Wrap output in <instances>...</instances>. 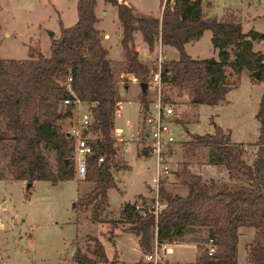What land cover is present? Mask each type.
I'll return each instance as SVG.
<instances>
[{"label": "trees", "instance_id": "16d2710c", "mask_svg": "<svg viewBox=\"0 0 264 264\" xmlns=\"http://www.w3.org/2000/svg\"><path fill=\"white\" fill-rule=\"evenodd\" d=\"M103 2L116 8L121 27L122 71L132 75L138 85L148 86L152 65L148 63L150 56L145 57L148 61L138 58L134 45L136 31L148 53L157 37L160 45H170L177 51V58L162 59L160 81L164 90L167 87L169 92L185 94L190 104L214 106L235 88L236 83L225 77V66L236 77L242 69H248L251 81H255L252 71L258 69V79H264L263 55L255 52L251 43L254 39H264L263 32L254 29L243 32L240 23L228 17L204 18L198 5L183 12L180 0H175L171 7L165 6L160 17L135 15L123 0ZM95 4L96 0L76 1L75 22L60 25L58 34L49 36L48 56L38 46L28 45L23 60L0 59V156L7 159L8 179L27 184L37 180L55 184L73 179L70 159L73 141L59 124L71 116L74 108L72 104H62L64 99L73 100L65 87L69 77V88L86 105L90 120L87 142L91 152L86 155L85 172L80 179L92 187L78 203L82 209L90 207L93 222L105 208L106 190L115 186L110 170L117 167L113 116L121 101L107 48L102 45L100 30L94 25ZM203 29L210 30V42L217 49L216 58H194L184 50V43L197 38ZM146 87L137 96L140 112L149 103ZM254 118L258 124L253 143L256 149L249 163L242 158L241 149L230 142L229 132L218 125H212V133L189 135L194 148L208 146V159L223 164L230 175L246 184L206 182L183 167L176 175L186 187L185 195L168 192L159 181L157 197L163 208L154 215L146 204L152 200L138 195L119 206L118 219L112 225L121 224V232L134 235L142 253L151 250L154 238L157 242H173L195 229L205 228L215 249L211 254L204 249L194 264H236L238 228L251 226L254 233L246 246V263L264 264V91ZM44 151L53 152L54 170ZM99 157L102 160L98 163ZM2 179L4 175L0 171ZM91 240L92 244L83 252H73L75 264H117L115 254L108 261L100 242Z\"/></svg>", "mask_w": 264, "mask_h": 264}, {"label": "rangeland", "instance_id": "374dc122", "mask_svg": "<svg viewBox=\"0 0 264 264\" xmlns=\"http://www.w3.org/2000/svg\"><path fill=\"white\" fill-rule=\"evenodd\" d=\"M76 1L0 0V59L23 60L26 58L28 45L38 46L40 52L48 56L49 36H56L60 25L69 26L75 22ZM127 2L135 15H158L157 0ZM224 7L238 11L243 29L253 27L264 32V0H208L201 12L204 18L217 19L223 14ZM94 12L99 17L96 26L109 33L110 38L106 42L111 44L109 55L113 60L110 62L117 94L122 100L120 114L114 118L115 125L120 128L128 126L131 133H135V154L133 149L129 152L122 148L118 150L114 159L117 167L110 169L115 177L116 187L106 190L107 212H99L95 222L91 220L90 207L82 209L79 206L78 199L87 194V184H83L78 176L74 175L71 180L55 184L43 180L27 184L8 179L7 159L1 155L0 171L7 181L0 180V200L4 203L0 208V264H75L73 252H83L87 245L92 244L91 238L100 242L108 261L117 252L120 264H144L142 254L136 251L132 236H117L122 233V225H112V221L118 219L119 206L123 202H131L136 195L146 191L147 198L152 195L153 188L145 184H153L154 158L149 154L142 155L145 140L142 138L140 117L137 114V96L142 88L136 80H131L123 73L122 60H116L122 53L117 40L120 27L117 26L115 6L96 0ZM49 31L52 32L49 34ZM137 43H141L139 36ZM183 46L186 53L194 58L217 57V49L210 42L209 29H203L197 38L188 40ZM158 47L163 59L177 58L178 55L172 46H158L156 40L150 53L145 50L151 55L149 61L143 59L152 65V70ZM254 47V51L263 55L264 60V46L255 41ZM224 73L226 79L235 82L236 86L225 94L223 101L214 106L190 104L182 99L181 92H169L167 87L164 90L167 99L160 96L165 102L175 101L174 110L179 114L174 123L177 141L167 149L163 158L168 172L159 179L163 188L170 193L183 194L185 191L176 175L183 167L200 175L206 182L246 184L244 180L230 175L223 164L211 162L208 159V146L194 148L189 136L193 133H212V125H218L223 131L229 132L230 142L241 149L245 162L249 163L253 158L256 149L253 143L258 126L254 115L264 91V79L251 81L246 68L237 77L228 66H225ZM145 92L150 101L154 97L151 85L146 87ZM85 110L84 103L77 104L71 116L60 121V129L67 130ZM44 154L54 170L53 152L44 151ZM207 233V229H195L191 232V238L198 241L195 243L197 251L191 245L176 243L171 245L172 253L166 257L182 264H194L197 255L207 247ZM253 233L251 226L238 228L236 264H247L246 246L251 242ZM162 260L164 264H169L163 257Z\"/></svg>", "mask_w": 264, "mask_h": 264}, {"label": "built area", "instance_id": "2783aa9c", "mask_svg": "<svg viewBox=\"0 0 264 264\" xmlns=\"http://www.w3.org/2000/svg\"><path fill=\"white\" fill-rule=\"evenodd\" d=\"M157 2L159 7L158 16L160 17L162 9L165 6H173L175 0H157ZM180 2L182 5V11L186 12L196 5L202 8L207 4L208 0H180ZM157 40L159 46V37H157ZM162 59L163 56L158 47L157 54L154 57L155 67L153 70H150L147 82L149 87L151 85V90L153 91L154 97H152V99L149 101L147 109L144 112H140V110H138V115L140 117V130L142 133V138L145 140V149L143 150L145 152L144 155L149 154L154 158L152 178L153 184L151 186L153 190L152 195L150 196V199L152 201L150 204L148 202L146 203L149 211L154 215L159 209L164 207V204L158 200L157 186L159 179L168 172L163 158L167 149H169V147L177 141L174 123L179 117V114H177L174 110V106L176 104L175 101L165 102L162 97H160L161 95H163L166 98L164 92V84H162L160 81V64ZM69 81L70 78L67 77L65 81V87L68 93L73 96V100L70 101L69 99H64L62 101V104H72L75 108L76 105L80 102L74 97V94L70 90L68 84ZM181 97L182 99L187 100L185 94L182 93ZM89 124V114L87 110H85L84 112L79 114L76 122H74L71 126H69L67 130L64 131L67 137L73 141V148L70 152V159L73 163L74 175L78 176L79 178H82L84 175L86 160L85 158L86 155L91 152V147L87 142L89 138L87 127ZM101 160L102 157H99L97 159V162L99 163ZM135 208H137V206ZM172 243H174V241L157 242L154 238L152 240L151 250L147 253H141L143 263L164 264L162 257L165 253H169L171 251L170 245ZM214 249L215 246L209 239L206 247L207 254H211Z\"/></svg>", "mask_w": 264, "mask_h": 264}, {"label": "crops", "instance_id": "0c3cea01", "mask_svg": "<svg viewBox=\"0 0 264 264\" xmlns=\"http://www.w3.org/2000/svg\"><path fill=\"white\" fill-rule=\"evenodd\" d=\"M128 0H124V3H127L128 4V2H127ZM224 9V11H223V14H221L220 16H219V18L220 19H223V17L225 16V17H228V18H232V19H234L235 21H238L239 23H240V25H241V30L243 31V32H246L247 30H249V29H254L253 27H249V28H247V29H243V26H242V20H241V16H240V14L238 13V11H235L234 9H232L231 7H224L223 8ZM226 10H228V11H226ZM97 17V21L99 20V17L98 16H96ZM219 18H217V20H220ZM97 21L95 22V26L97 25L96 23H97ZM119 24V23H118ZM118 27H120V25H117ZM99 30H100V33H101V43H102V45L104 46V47H106L107 48V57L110 59V60H113L112 58H110V55H109V47H111V44H109V43H107L106 42V40L107 39H109L110 37H109V33L108 32H106V31H104L102 28H100V27H98V26H96ZM254 30H256V29H254ZM257 31H259V30H257ZM260 32H262V31H260ZM118 33V41H119V39H120V33H121V27H120V29H119V31L117 32ZM264 33V32H263ZM138 36L140 37V33L138 32V31H136L135 33H134V45H135V48H136V50H137V52H138V58L140 59V60H143L146 56L148 57V56H151L150 54H147L146 52H145V50H146V47H145V44L143 43V45H142V40H141V43H140V45H138V43H137V39H138ZM140 39H141V37H140ZM255 41H258V42H260L261 44H262V46H264V39H254V40H252L251 41V43H252V49L253 50H255V47H254V42ZM119 43V42H118ZM120 45V44H119ZM141 48V49H140ZM123 59V56H121L119 59H116V60H119V61H121ZM264 61V60H263ZM126 76H128L131 80H135V78L132 76V75H130V74H127V73H124ZM133 83V82H132ZM131 82H129V84H132ZM122 101V100H121ZM121 101L118 103V107H117V109H116V111H115V113H114V116H113V138H114V140H115V145H116V147H117V152H116V154L118 153V150H120L121 148L125 151V152H129L130 150H132L133 149V151H134V154H135V142H136V138H135V133L133 134V133H131V131L128 129L129 127L128 126H125V128H120V127H118V126H116L115 125V121H114V118L117 116V115H119L120 114V111H119V107H120V104H121ZM137 110H139V106H138V109ZM137 114H138V112H137ZM59 124H60V122H59ZM128 131V132H127ZM143 152L144 151H142V155H144L143 154ZM127 153H125V155H126ZM114 176V175H113ZM79 180L81 181V179L79 178ZM2 181H7V180H4V179H2ZM21 182H23V181H21ZM82 183L83 184H87V193L90 191V189H91V187H92V184H90V183H88V182H83L82 181ZM114 183H115V185H116V182H115V177H114ZM152 186V184H145V186H147V187H150V186ZM114 187H116V186H114ZM166 189V188H165ZM184 189H185V191H183V194H181V193H179L178 195H185V193H186V187L184 186ZM167 190V189H166ZM168 191V190H167ZM176 194V193H175ZM138 195H141V196H143L146 200L147 199H149V198H147L148 197V195H147V191L144 193V194H138ZM138 195H136V196H138ZM3 205H4V203H3V201L2 200H0V208H2L3 207ZM103 211L104 212H107V209H106V205H105V208L103 209ZM0 228H1V223H0ZM199 229V228H198ZM200 229H205V228H200ZM203 231V230H202ZM120 235H128V236H132V238H133V241L135 242V247H136V251H137V253L138 254H140L141 255V251H140V248H139V246H138V244H137V238L134 236V235H132V234H130V233H125V232H122V233H120L119 235L117 234V236H120ZM117 236H115L114 235V237H117ZM192 237V235H191V233H189V234H187L183 239H181V240H176V241H174V243H172L171 245H173V244H185V245H191V246H193V247H195V249H196V251H197V248H196V246H195V243H196V239H193V238H191ZM198 242V241H197ZM171 245H170V249H171ZM172 253V249H171V251L169 252V253H165L164 255H163V258L165 259V261H167L169 264H182V263H179V262H175V261H172V260H169L167 257H166V255H170ZM197 254H198V252H197ZM116 256H117V264H120V260H118V255H117V252H116V254H115ZM197 257H198V255H197ZM196 261V260H195ZM188 264V263H187Z\"/></svg>", "mask_w": 264, "mask_h": 264}, {"label": "water", "instance_id": "95a60500", "mask_svg": "<svg viewBox=\"0 0 264 264\" xmlns=\"http://www.w3.org/2000/svg\"><path fill=\"white\" fill-rule=\"evenodd\" d=\"M51 32H52V31H49V34H50ZM259 73H260V71H259L258 69L252 71L251 75H252V77H253L254 80H257ZM139 86H140L141 88H144V87H146V83H140ZM143 154H145V152H143ZM71 254H72V252H71Z\"/></svg>", "mask_w": 264, "mask_h": 264}]
</instances>
